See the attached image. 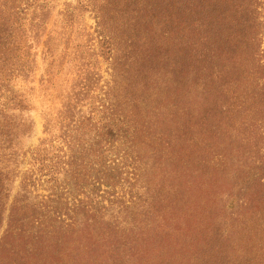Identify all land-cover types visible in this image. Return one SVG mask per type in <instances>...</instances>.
Returning a JSON list of instances; mask_svg holds the SVG:
<instances>
[{
  "label": "rangeland",
  "instance_id": "374dc122",
  "mask_svg": "<svg viewBox=\"0 0 264 264\" xmlns=\"http://www.w3.org/2000/svg\"><path fill=\"white\" fill-rule=\"evenodd\" d=\"M248 1L253 12L252 24H260L256 27L258 39L254 46L259 53L260 47L264 50V0ZM106 2L24 0L21 3L22 8L27 5L23 24L26 57L20 62L23 73L12 81L11 88L26 108L16 110L11 119L15 124L32 126V130L15 138L11 145L20 155V164L15 166L12 158L6 171L11 172L5 190L9 198L0 242L10 223L8 210L13 204L23 206V214L18 215L17 224L13 222L11 227L15 229L14 235L5 239L11 247L13 261L54 263L57 257L53 250L58 242L62 243V234L55 232L51 238L36 235L29 216L37 213L45 226L50 225L53 215H62V204L76 203L80 216L99 212L107 218L116 217L126 235L142 221L144 233L147 231L153 237L150 245L145 246L142 257L121 264H140V258L147 264H264V68L254 72V82L238 84V91L245 88L249 96L236 99L232 87L225 91V95L230 94L221 98V104L217 93L220 84L213 79L212 69L206 63L205 70L198 74L201 63L196 58L193 73L189 72V86L185 87L188 98L179 99V105L174 98L163 95L164 87L153 89L154 84H148L149 88L144 90L145 85L135 81L141 87L133 84L129 92L134 93L132 104L136 106V122L142 127L143 136L129 152L139 157L140 162L135 171L128 170L137 177L131 180L130 174L123 170L124 180L116 188L107 184V180L98 183L99 169L92 148L81 146L89 137L81 138L80 146L73 144L77 139L73 136L75 132L69 130L71 121L96 117L95 110L104 100L103 93L107 92L108 101L112 100L114 86H118L114 80L127 82L128 79L129 83V70L134 69L135 52L126 61L127 50L120 40L113 45V55L121 67L113 66L112 59L105 61L96 54L98 22L106 24L111 19L112 32L118 25L128 23L124 15L106 16ZM192 9L193 14L198 13L193 4ZM227 76L226 69L223 74L226 81ZM154 94L159 97H153ZM182 107H186V115L182 116L191 125L187 137L191 140L189 155L180 152L183 144L179 137L184 134L185 118H179L177 113ZM147 140H154L155 144ZM89 141L92 143V139ZM5 147L1 146L0 152ZM38 148L40 153L34 159L40 164L33 166L36 161L32 160V154ZM187 156L189 173L196 184L194 190H200L193 191L190 200H186L184 191L171 186ZM217 188L221 194L215 198L213 193ZM118 198L127 206L125 213L124 209L110 204ZM199 201L202 204L196 208ZM183 205L186 207L182 209ZM178 216L183 218L176 221L170 233L152 234V223L158 221L162 225ZM201 216L203 224L193 223L195 217ZM159 241L164 243L162 252L166 248V253L151 255ZM1 255L3 259L6 252ZM5 263L0 260V264Z\"/></svg>",
  "mask_w": 264,
  "mask_h": 264
},
{
  "label": "trees",
  "instance_id": "16d2710c",
  "mask_svg": "<svg viewBox=\"0 0 264 264\" xmlns=\"http://www.w3.org/2000/svg\"><path fill=\"white\" fill-rule=\"evenodd\" d=\"M23 1L0 0V147L6 145L4 149L1 148L4 151L0 152V231L4 225L9 198L5 190L11 172L6 171L12 158L15 166L20 164L18 160L20 155L11 145L15 138L28 135L32 130V126L15 124L11 119L16 114V110L22 111L26 108L11 88L12 81L23 73L24 67H21L20 62L26 57L24 54L27 46L24 40L25 25L23 24L26 21L27 5L22 8ZM237 1L239 3L240 0H107L106 16L108 14L111 16L112 13L116 17L124 15L128 17V23L118 25L112 32L111 19L106 24L98 22L96 54L105 61L112 59L113 66L121 67L113 55V45L120 40L127 50L126 61L131 60L130 54L132 51L135 52L134 69L129 70V83L128 79L127 82H122L120 79L114 80L118 86H114L112 100L108 101L109 95L107 92L103 93L104 100L95 110L96 117L91 115L81 122L71 121L69 129L76 134L73 135L77 139L73 143L76 146H80L81 138L92 139V143L89 140L83 141L81 146L89 145V149L92 148L95 164L99 169L98 183L101 184V181L107 180V184L116 188L117 184L124 180V171L130 174L131 180L137 177L135 173L128 171L131 168L135 171L136 165L140 162V158L134 156L129 150L137 146L139 137L143 136L142 127L136 122L138 117L134 110L136 106L132 104L134 93L129 92L133 89V84L135 87H141L135 81L145 85L144 90L147 86L149 88L148 84H154L153 89L164 87L166 92L163 95L168 99L174 98L178 104L179 99L188 98L185 87L189 86V72L191 70L193 73L192 64L196 58L201 63V69H197V73H202L207 63L212 69L213 79L220 84L217 85L219 104L222 97L230 94L225 95V91L232 87H235L232 96H236V99L249 96L245 88L242 92L238 91L240 88L238 84L249 80L255 81L254 72L264 68V50L262 51L261 47L258 50L259 53L254 50L258 39L257 28L260 24H252L254 18L252 10H249L250 2L243 0L238 5ZM120 3L123 6L121 8ZM192 4L198 13L193 14ZM244 4L247 5L244 7ZM246 12L248 14L243 17ZM240 14L241 17L238 18ZM130 64L132 65L133 62L131 61ZM226 69L229 75L228 81L223 77ZM122 70L127 72L125 68ZM115 73L117 74V71ZM123 76L125 77V74ZM153 93L158 94L154 90ZM156 94L153 97H159ZM185 110L186 107L178 109L179 118H185L182 116L186 115ZM181 112L182 114L179 115ZM171 118L173 120V117ZM190 127L189 121L185 118L182 123L184 134L183 137H179L183 144L180 152L184 155L190 154L191 140L187 138ZM154 140L159 142L160 139L155 137ZM154 140H147V142L154 145ZM44 143L45 141L40 147ZM39 153L38 148V151L32 154V160L36 161L33 166L40 164V161L34 159ZM183 162L185 165L179 176L172 179L174 183L171 186L174 190L184 191L187 194L186 200H190L193 191L200 190H194L196 184L194 177L189 173L188 156L187 159H183ZM74 178L78 179L77 174H74ZM220 194L217 188L213 196L216 198ZM110 204L126 212L127 206L121 199H114ZM201 204L202 202L199 201L195 207L199 208ZM62 206V215L56 214L51 217L53 224L45 226L37 213L31 214L28 219L36 235L43 234L50 237L55 236V232L56 235L62 234V243L58 242L56 250H53L57 259L50 264L126 263L125 261L133 257H142L146 253L145 246H149L153 238L147 231L144 233L142 221L139 219H136V222H141L136 223L134 229L126 235V231L121 230L122 225L116 217L107 218V215L99 214V212L90 216H80L77 213L79 206L76 203H65ZM184 207L186 206L183 205L182 209ZM201 209L205 213V209L203 207ZM23 210V206H15V204L8 210L10 223L7 224L6 236L0 242V260H5V264H20L19 261H13V256L9 252L11 247L7 242L5 243V239L14 235L15 229L11 227L13 222L17 224L18 215L23 214ZM30 212L32 211L29 209ZM156 213L157 211H154V214ZM182 216H185V213ZM21 218L24 219V217ZM182 218L172 217L168 220L169 222L162 225L157 224L158 221L152 223L150 225L152 234L163 231L170 233L176 221H181ZM198 221H200L198 226L203 224V216L195 217L193 223ZM58 224L59 227L55 228ZM161 243L162 241L157 243L151 255L166 253V248L162 252L164 243ZM4 252L6 255L2 259L1 254ZM147 263L140 258V264Z\"/></svg>",
  "mask_w": 264,
  "mask_h": 264
}]
</instances>
